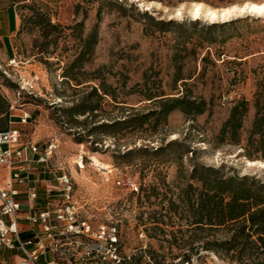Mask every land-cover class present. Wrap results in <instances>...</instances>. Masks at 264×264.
I'll use <instances>...</instances> for the list:
<instances>
[{
	"label": "rangeland",
	"instance_id": "1",
	"mask_svg": "<svg viewBox=\"0 0 264 264\" xmlns=\"http://www.w3.org/2000/svg\"><path fill=\"white\" fill-rule=\"evenodd\" d=\"M262 2L0 0V15L11 9L8 19L16 22L8 35L0 30V94L10 113L31 114L27 124L6 120L0 128H21L23 141L37 142L40 152L56 140L49 171L71 178L81 217L95 229H116L115 264L264 262L263 247L248 242L241 251L246 238H234L233 223L215 228L193 223L201 183L191 179L199 164L264 181V144H248L256 103L264 106V14L239 10ZM196 4L202 5L199 17L193 16ZM233 7L227 17L219 16ZM208 8L218 11L216 19L204 12ZM170 19L182 24L159 21ZM213 23L217 26L208 28ZM89 45L83 64L76 62ZM6 72L37 79L35 95H21L14 109L17 89L7 84ZM93 86L101 98L91 94ZM172 98L204 100L205 111L177 108L164 118L160 101ZM85 100L98 101L99 110L64 112ZM240 100L249 105L241 141H222V124ZM124 119L129 122L115 132L96 128ZM31 155L39 153L27 150V162ZM107 236L102 242L111 247ZM15 254L22 253L0 257Z\"/></svg>",
	"mask_w": 264,
	"mask_h": 264
},
{
	"label": "built area",
	"instance_id": "2",
	"mask_svg": "<svg viewBox=\"0 0 264 264\" xmlns=\"http://www.w3.org/2000/svg\"><path fill=\"white\" fill-rule=\"evenodd\" d=\"M17 65L16 58L11 60ZM17 84L18 99L12 104L11 109L18 104L21 95H35L37 90V79L35 77H22L5 73ZM18 117L19 124H27L31 114L22 110L19 115L10 114L12 118ZM56 148V140L51 139L47 146L40 152L37 142L32 140L23 141L22 129L10 125L6 130H0V169H7L10 175L8 186L0 187V247L5 246L9 249L16 248V241L19 240V248L26 256L14 264H38L42 254L47 253V240H50V250L52 258L46 260V264H115L119 262L116 249L112 246L117 242L115 228L104 225L98 229L86 218L79 214V208L74 197V188L71 178L64 172L57 176L59 182L60 199L55 202L49 199L45 208L37 215L26 214L33 224L41 225V232L35 233L33 238L22 241L19 237V227L17 214L22 210V204L17 199L18 189L13 187L15 182L28 184V177L22 176L15 165L19 162L27 161L26 152L31 150L33 154L39 153V160L48 163ZM107 167L106 169H108ZM130 186L135 191H139V186L130 181ZM49 191L54 188L49 186ZM30 200L37 196V188L30 186L27 188ZM4 215L12 218L10 223L3 219ZM54 217V222L52 221ZM108 235L107 241L111 247L103 244L102 239ZM35 244L34 250H28L27 245ZM1 264V263H0Z\"/></svg>",
	"mask_w": 264,
	"mask_h": 264
},
{
	"label": "trees",
	"instance_id": "3",
	"mask_svg": "<svg viewBox=\"0 0 264 264\" xmlns=\"http://www.w3.org/2000/svg\"><path fill=\"white\" fill-rule=\"evenodd\" d=\"M162 24H176L180 25L182 22L175 23L174 20L168 21L159 20ZM199 23L198 20L192 21ZM215 23L208 25V28L216 27ZM92 44L96 43V35L91 41ZM88 46L76 60V62L83 64L86 54L91 50L92 46ZM7 84L11 87H17V84L12 82L5 75ZM104 93L108 94L104 88ZM94 97L101 98L102 94L99 93V88L93 86L90 91ZM10 103L0 94V123L11 120ZM98 101L94 104L85 100L84 102L73 104L64 110L66 114L78 115L86 114L88 112H95L99 110ZM257 111L252 124V130L248 137V144L253 145L258 143L264 144V106L256 103ZM160 114L166 118L173 110L180 108L187 114H201L205 111V101L199 102L186 99V98H172L161 99L160 101ZM249 111L248 101L240 100L236 102L230 111L228 118L222 124L220 130V138L222 141L230 140L234 143L241 141V129L243 121ZM149 115L141 116L142 123L148 119ZM122 121L128 123L129 119L118 120L112 123H105L97 126L96 128H103L105 131L111 130L115 132L124 127H121ZM118 126V127H116ZM116 129H113L115 128ZM0 128V130H6ZM191 179L201 183V190L197 193L195 203L196 220L194 224H207L210 228L215 226L227 225L233 223L235 237H245L246 241L240 246L241 251L246 250L248 242H252V248H264V181L258 178H253L248 175H225L221 173V168L212 166H203L195 164L191 172ZM190 188L195 190L196 187L190 184ZM195 194V193H194ZM256 236V239H250ZM247 242V243H246ZM241 244V243H238ZM235 245L227 249H233ZM259 264H264L260 262Z\"/></svg>",
	"mask_w": 264,
	"mask_h": 264
},
{
	"label": "crops",
	"instance_id": "4",
	"mask_svg": "<svg viewBox=\"0 0 264 264\" xmlns=\"http://www.w3.org/2000/svg\"><path fill=\"white\" fill-rule=\"evenodd\" d=\"M13 11L11 9L5 10L2 15H0V30L3 36L9 34V32L13 31V24H16L15 19L9 20L8 13ZM13 123H18V120H13ZM17 170L13 172L19 171V173L24 176L28 177L30 182L28 184H20L15 182L13 187L18 189L19 194L17 195V199L22 204V210L17 214V222L18 227L20 230L19 237L22 241H26L30 238H33L35 233L41 232V225L33 224L28 219H26V214L30 213L31 215H37L40 211H42L45 206L47 205L49 199L54 200L57 202L60 198V191H59V182L57 180V176L52 174L49 171L48 163L42 162L39 160V155H31L30 161H23L19 162L15 165ZM10 172L7 169H0V187H7L8 181L10 178ZM30 186H35L37 188V196L35 199L30 200L27 188ZM48 185L53 187L52 191H49ZM3 219L10 223L12 218L8 215H4ZM52 221L54 222V217H52ZM47 243V253L42 254L39 258L38 264H46V260L48 258H52V253L50 250V240L46 241ZM36 248L35 244L27 245L28 250H34ZM17 250L21 252V255L15 254L14 256L8 258H1V264H14L20 261L22 258L26 256V253L19 248V240L16 241V248L9 249L5 246L0 247V253L6 251H14Z\"/></svg>",
	"mask_w": 264,
	"mask_h": 264
},
{
	"label": "bare ground",
	"instance_id": "5",
	"mask_svg": "<svg viewBox=\"0 0 264 264\" xmlns=\"http://www.w3.org/2000/svg\"><path fill=\"white\" fill-rule=\"evenodd\" d=\"M245 8H247V10H249L250 12H253V13L258 14V15L264 14V2H262V3H252V4H249V5H246V6L242 7V8H239V10L243 11ZM235 9H237V7L224 8L220 12L219 16L227 17ZM201 12H202V5L201 4H196L195 8H194V11H193V16L194 17H199ZM204 12L207 15H209L211 19H216L218 17V11L216 9L208 8Z\"/></svg>",
	"mask_w": 264,
	"mask_h": 264
}]
</instances>
